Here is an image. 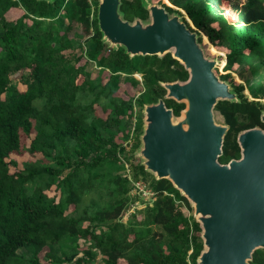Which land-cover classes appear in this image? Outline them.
<instances>
[{
    "label": "trees",
    "instance_id": "obj_1",
    "mask_svg": "<svg viewBox=\"0 0 264 264\" xmlns=\"http://www.w3.org/2000/svg\"><path fill=\"white\" fill-rule=\"evenodd\" d=\"M162 1L180 10L162 4L204 43L225 52L221 81L239 68L264 72V0ZM97 6L98 0H0V264H41L43 249L49 264H93L95 254L103 264H197L203 242L199 224L181 211L191 210L187 199L142 165L126 166L154 201L142 221L123 226L130 183L126 175L109 173L128 159L124 117L159 99L178 117L185 105L165 99L160 83L185 81L188 74L169 53L129 57L122 47H109L98 29ZM118 12L130 23L148 19L144 0H120ZM74 31L84 37L80 55L71 51ZM87 63L98 69L96 76L85 70ZM134 74L141 76L142 92L114 97L121 83L138 84ZM14 80L25 89L17 90ZM232 88L238 101L214 106L228 127L220 164L239 159V132L264 128V88L255 86L251 101L242 85ZM25 155L18 169L12 156ZM52 187L57 197L49 196ZM102 225L107 230L96 232ZM65 246L58 257L57 248ZM248 264H264V249L254 250Z\"/></svg>",
    "mask_w": 264,
    "mask_h": 264
},
{
    "label": "water",
    "instance_id": "obj_2",
    "mask_svg": "<svg viewBox=\"0 0 264 264\" xmlns=\"http://www.w3.org/2000/svg\"><path fill=\"white\" fill-rule=\"evenodd\" d=\"M144 3L149 21L123 20L120 0H99L96 17L109 47H122L129 57L161 58L172 50L188 74L185 81L160 83L165 99L185 105L177 122L162 99L143 106L142 166L156 180L167 179L200 215L203 250L197 264H248L254 250L264 249V128L239 132V159L218 162L228 127L214 122V106L236 102L237 95L215 75V61L204 56L196 32L179 15Z\"/></svg>",
    "mask_w": 264,
    "mask_h": 264
},
{
    "label": "rangeland",
    "instance_id": "obj_3",
    "mask_svg": "<svg viewBox=\"0 0 264 264\" xmlns=\"http://www.w3.org/2000/svg\"><path fill=\"white\" fill-rule=\"evenodd\" d=\"M150 4L153 5H157V6H162V4L167 5L166 3H164L162 0H160V2H157L158 0H149ZM99 3V0H98ZM93 4V3H92ZM228 14V12H227ZM229 15V14H228ZM183 17H185V15H182ZM149 21V18H148ZM188 26L195 31V29L193 28L192 24L186 19ZM69 37L73 43V48H72V52L76 55H80L81 53H83V35L81 34H77V32H71L69 34ZM198 40V44L200 46V48L203 51L204 56L212 61H215V67L213 69V72L215 73V75L217 77H220L224 74H226L227 72L224 71V68L220 67V63L224 60L225 61V52L221 49H217L215 48L209 41L208 44L204 43L202 38H201V34H199V36H197ZM211 47L216 51V53H213L211 51ZM217 52L221 53V55H219ZM66 53H70V51H66ZM170 55L173 53L172 50H170L168 52ZM84 62V60H82L80 63L82 64ZM224 67V66H223ZM86 71L89 72L91 74L92 77L96 76L98 73V69L94 66V64L92 63H87L86 67H85ZM104 78H107V75L104 74ZM122 77V76H121ZM134 79L138 81V84L134 87H132L129 84H120L119 89L114 93V97H119L122 99L127 100L128 98H132V97H137L140 92H142V84H141V76L139 74H134L133 75ZM188 78V75H187ZM122 79V78H121ZM120 79V80H121ZM235 79H237L238 81H236ZM179 81V80H176ZM122 82V80H121ZM174 82V81H173ZM226 83L229 84L231 91H233L232 88V83H236V84H240L244 87L243 89V96L246 97V99L248 101L253 100V96H254V88L255 86H262L264 88V72H262L261 68L259 66H255L253 69L250 70H246L244 68H239L237 70L236 73H230L229 74V80H225ZM13 85H15V87L17 88V90L19 91H23L25 89L24 85H22L18 80H14L13 81ZM123 85V86H122ZM125 91V92H124ZM261 103L264 104L263 100L261 101ZM95 109L98 111V114L101 117H104L105 115L101 112L100 109H98L97 107H95ZM182 118V115L180 114L179 117H174L173 118V123L177 122L179 119ZM213 118H214V122L218 125H224L222 118L217 114V112L214 110L213 111ZM144 115H143V108H139L137 106H134L131 116L128 117V119L126 117H124L123 122L127 123V127H131L133 128V133L130 139V142L126 141L125 143L122 140V144L123 147L125 148V151H123L128 157L127 161H125V164H121V165H117V167H112L109 170V173L113 174H119V175H126L128 178V181L130 183V191L125 195V197L127 198V207L124 211V213L122 214V216L120 217V223L123 226H128L129 223L131 224H135V222H140L144 219V213H145V209L146 207H151L154 201V196L149 192V190L146 188V186H144V184H142L141 181H134L132 180L130 174V170L127 171L126 170V166L129 168L130 165H142L144 164V159L140 154V151L142 149V144L141 141L139 139V135L141 133L140 130L143 129V127H145V122H144ZM138 127L141 129H138ZM137 137V138H136ZM133 138V139H132ZM12 158L17 162L18 166L17 168L20 169L21 166L20 164L22 162H24L25 160L28 159V157L25 155L23 157H14L12 156ZM11 171H14L13 169H11ZM95 186H97V182L95 183ZM101 187V191H102V200L106 201L107 200V195L105 193V186L102 185ZM49 196L51 197H57L58 193L53 189H51V191L48 193ZM90 198H85L83 200V203H88V200ZM96 202V201H95ZM191 206V210H187L185 207H181V211L183 212L185 217H193V219L195 221H197L198 217L200 215H194V207L193 205L190 203ZM87 224V223H86ZM85 224V225H86ZM107 230V227L102 225L99 226L96 229V232L99 231V233H104ZM201 230V229H200ZM202 230L200 231L199 235H201ZM80 246H85L86 244L83 241H79ZM62 249H66L67 250V246H65L64 248H57L56 250V255L59 257L62 255ZM23 252V250H19L18 253ZM46 252V249H43L39 254H38V258L41 264H49L47 259L44 257V254ZM28 254L24 253V257H28ZM62 264H71V263H62ZM93 264H103L101 262L100 259V255H96L93 257Z\"/></svg>",
    "mask_w": 264,
    "mask_h": 264
},
{
    "label": "built area",
    "instance_id": "obj_4",
    "mask_svg": "<svg viewBox=\"0 0 264 264\" xmlns=\"http://www.w3.org/2000/svg\"><path fill=\"white\" fill-rule=\"evenodd\" d=\"M128 130H129V139L127 140L128 142H130V139H131V136H132V133H133V128L131 127H128Z\"/></svg>",
    "mask_w": 264,
    "mask_h": 264
}]
</instances>
